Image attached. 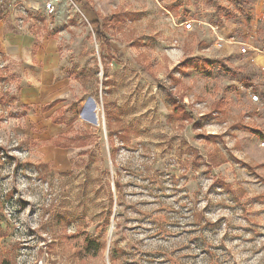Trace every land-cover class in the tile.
<instances>
[{"label": "rangeland", "instance_id": "obj_1", "mask_svg": "<svg viewBox=\"0 0 264 264\" xmlns=\"http://www.w3.org/2000/svg\"><path fill=\"white\" fill-rule=\"evenodd\" d=\"M83 3L50 16L67 98L25 104L0 51V264H264V55L213 29L264 51V0Z\"/></svg>", "mask_w": 264, "mask_h": 264}, {"label": "crops", "instance_id": "obj_2", "mask_svg": "<svg viewBox=\"0 0 264 264\" xmlns=\"http://www.w3.org/2000/svg\"><path fill=\"white\" fill-rule=\"evenodd\" d=\"M36 1L35 3H37ZM80 3L84 4L83 0ZM37 4L39 6V2ZM34 11L40 15L44 13L41 17L44 23H48L47 28L40 27L41 21L37 22L35 17L38 14H33L24 25L18 21L13 23L0 21V51L6 60L17 67L21 79L24 80L22 84L25 88L21 92L23 102L25 104L30 102L41 104V106L48 105L49 107L57 99L67 98L70 95L68 81L70 72L68 64L65 62L67 48L60 35L62 31L59 30L60 36H57L56 28H54L55 22L60 20L61 16L52 18L44 11L40 12L38 8ZM187 21H192L194 27L199 26L196 23H204L195 18ZM95 23L106 34V28L103 27L100 20H93L92 28ZM175 26L177 27L175 29L189 32L184 27L178 28L182 27L181 24H175ZM230 30V28L224 27L220 34L227 37L231 35ZM257 55H255L254 61H257Z\"/></svg>", "mask_w": 264, "mask_h": 264}, {"label": "built area", "instance_id": "obj_3", "mask_svg": "<svg viewBox=\"0 0 264 264\" xmlns=\"http://www.w3.org/2000/svg\"><path fill=\"white\" fill-rule=\"evenodd\" d=\"M62 2H63V0H46L44 2V5H45L44 6V9H45L47 15H50L51 16V15L55 14L56 11H57L58 6L61 5ZM30 7H32V9H34V10L37 9V8L40 9L39 6L37 7L35 5H32ZM183 25H184V28L186 30H190V29L193 28V22L192 21H185V22H183ZM213 29H214V31L216 32V35H217V47H219V48L220 47H223V45H224L225 42H229V43H238V44L242 45L241 51L243 53H246L250 49H253L255 52H261V50L258 49L253 44H250L248 42H241V41L235 39L234 36L233 37H230L229 39H226L221 34L219 35L217 33V30H216L217 29V26L216 27H213ZM253 99L254 100H258L259 97L257 95H254V98ZM86 111H87V107L84 108L83 113H85Z\"/></svg>", "mask_w": 264, "mask_h": 264}, {"label": "trees", "instance_id": "obj_4", "mask_svg": "<svg viewBox=\"0 0 264 264\" xmlns=\"http://www.w3.org/2000/svg\"><path fill=\"white\" fill-rule=\"evenodd\" d=\"M74 2L75 3H80L81 0H74ZM3 12H4L3 6L0 5V19L2 17ZM93 30H94L96 36L99 39H105V40L107 39L105 31L99 25H97L96 23L93 25Z\"/></svg>", "mask_w": 264, "mask_h": 264}, {"label": "bare ground", "instance_id": "obj_5", "mask_svg": "<svg viewBox=\"0 0 264 264\" xmlns=\"http://www.w3.org/2000/svg\"><path fill=\"white\" fill-rule=\"evenodd\" d=\"M258 54H263V55H264V51H261V52H259ZM263 64H264V63H263ZM101 119H102V118H101ZM95 121H96L97 123L100 122V119H99V116H98V115L95 117Z\"/></svg>", "mask_w": 264, "mask_h": 264}]
</instances>
